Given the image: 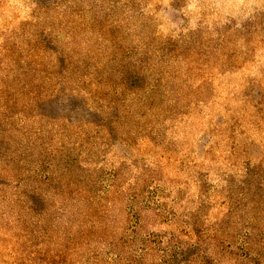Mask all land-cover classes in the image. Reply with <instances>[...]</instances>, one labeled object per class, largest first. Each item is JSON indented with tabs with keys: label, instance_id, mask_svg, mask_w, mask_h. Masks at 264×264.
<instances>
[{
	"label": "rangeland",
	"instance_id": "374dc122",
	"mask_svg": "<svg viewBox=\"0 0 264 264\" xmlns=\"http://www.w3.org/2000/svg\"><path fill=\"white\" fill-rule=\"evenodd\" d=\"M0 264H264V0H0Z\"/></svg>",
	"mask_w": 264,
	"mask_h": 264
}]
</instances>
